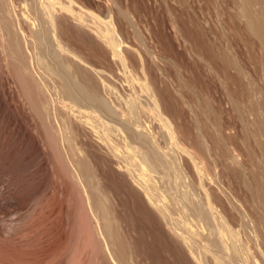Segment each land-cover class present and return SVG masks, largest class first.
<instances>
[{
	"label": "bare ground",
	"instance_id": "1",
	"mask_svg": "<svg viewBox=\"0 0 264 264\" xmlns=\"http://www.w3.org/2000/svg\"><path fill=\"white\" fill-rule=\"evenodd\" d=\"M63 1L64 0H0V177H4V184L0 187V204L2 203L1 201H8L9 203L6 202L8 205L15 201L18 203L19 201L22 202V193L27 196L30 201L29 203H31L27 213L19 219L7 223L6 219V221H3V217V223H0V264H79L81 256L88 250L90 251L87 252L88 256L89 253H92L91 255H93L91 256V259H88L92 261L95 257L100 260L98 264H136L135 261L137 259L135 260V258L136 255L139 254L136 252L139 251L137 244L144 238L143 235L146 231L151 232V238H154L153 240L167 241V237L164 234L165 232L160 226L163 224L159 221L160 218L170 228L169 230H172L171 232L174 233L173 236L177 237L175 238L177 239L176 241L180 243L182 240L185 245L188 246V251L190 250V253L194 256H192L193 259L195 258V260H197L196 262H199L200 264L207 263L208 260L205 262V253L210 252L216 259L215 261L217 264H239V262L241 264L243 261V264H264V141L258 142L263 158H252L251 165L255 168L246 171L239 166L240 153L236 151L235 147H233L230 133L228 134L230 136H227L225 135L226 133H224L223 122H221L222 117L220 116V119L218 115V118L215 117L213 118L214 120L210 119V122L213 121L211 124L213 127L210 130L207 127V124L211 127L209 119H207V123L205 120H201L202 115L206 116L203 113L207 112H200L204 108L216 111L220 109L222 105H228L235 110V113L240 112L244 107L248 108L252 114L257 115L255 113L260 112V110L264 108V0H203V3L201 2V8L199 7L200 14L195 15L196 13L194 11V16H189V20L187 19L189 18L187 17L188 13L185 11L188 7L186 6V8L182 6V8L184 7V10L181 8V12L179 11L181 14L179 13L180 16L178 15L179 27H177L178 35L184 42H186L185 45L188 43L190 44V53H192L190 67L186 66V70L189 73L187 75L188 78H184L187 71L184 73L180 70L183 65L181 59L180 64H176L173 71L167 69V71H171V73L173 72L172 75L168 74V72L165 73L162 70V77L165 76V79L162 80L163 78H159V81L162 83L159 84H161V87L163 85V87L160 89L159 86L157 89V86H154L155 84L151 85L152 79L150 80L148 74L145 72V66L143 67L145 64L142 63H145V59L143 62L141 61V63L137 62L139 64L137 66H140L144 75L145 89H147L149 93L145 100H142L143 97L141 99L139 95H135L137 91H135V96L129 94V102L126 100L127 109H121L120 113L116 108L119 109L121 105L117 107L115 100L107 97L109 94L104 97L105 94L102 95V92L99 91V88L102 87L101 84L99 87V83L101 82L99 80V82L97 81V74L95 76L98 69L92 73V70L89 69L90 72L87 69L88 66L87 68L86 66L84 68L81 65L84 69L80 66L76 68L75 66H78V63H75L76 65L73 64V69L76 68L75 70L68 69L70 64L74 63L72 60L68 59L69 57H78L77 59L79 61L81 59L82 61V56L79 57L74 53L76 47L74 50L71 48L73 46L70 47V45H68L69 43H66L64 35L68 28L66 30V27L64 28L56 18L55 12H60V14L61 12L74 14L71 12L74 9H69L71 7L67 6L70 4L68 2H71V0H67L68 4ZM53 2L58 3L57 5H60V7ZM54 4L59 8V11H56ZM66 9L70 11L68 12ZM74 12L81 13L84 11L82 10L80 12L78 10ZM85 13L86 11L84 12L86 17ZM77 14L75 13L74 17L81 19L82 16L78 17V15L76 17ZM60 17L65 19L63 14L62 16L60 15ZM189 21L191 25H189ZM79 27L80 26L77 28ZM71 30L73 29L71 28ZM101 31L103 33L105 32L104 30ZM98 33L100 35V32ZM112 33L115 35V32ZM104 35L106 36L107 33L105 32ZM69 37H71V34H69L68 39ZM180 37L178 39H180ZM72 38L71 41L75 43L77 38ZM110 38H112L111 35ZM78 41L79 40L76 42ZM179 41L182 42L181 39ZM181 45L182 43L180 46ZM66 46H69L73 51ZM183 46L184 44L182 47ZM65 53H68L69 55H67L69 57H67ZM115 55L117 56V53H113V57ZM124 55H119L123 66L124 68L126 67L130 73H133V75H130V79L128 78V82H137L138 77L136 73L133 72L135 70L131 69L134 68L136 64L133 65V67L131 65L133 61L131 62L129 59L130 56H128V58ZM182 55L183 54L179 53L177 57H181ZM187 60L188 58L186 59V62ZM68 62L70 63L68 64ZM86 62L88 63V61ZM68 65L69 67L67 68ZM160 68L158 70H161ZM102 78L104 77L102 76ZM4 79L10 80L15 86L18 97L21 99L22 105H24V115L28 114V117L30 118L28 120L33 122L31 123L34 125L35 131L37 130L41 133L43 138L42 142H44L43 149L47 150V153H51V155L53 154L52 156L55 158L59 166V168L56 169L61 171L60 173H62V176L65 177L69 183V196H67L70 197L69 205L72 208L71 210H73V213H70V218H67L68 222L65 230L63 226L64 214L62 215V219L60 217L58 218V213L59 215L61 214L59 211L61 209L59 207V212L56 213L57 217L55 218V215H53L55 212H52L53 204L52 200L50 201V197L52 196H50V194H53V189H51V187L49 188V185L47 186L44 184V186L48 187H43V193L45 192L43 196L45 197L42 196V199L40 198L41 200L36 201L37 199L35 197L37 190L34 183V180L36 179V170L33 168L32 156L40 153L38 152L40 148L36 144L37 142H35V133L33 134V132H31L33 126L31 127L29 125L30 130L28 128L29 126L24 123V120L19 117L21 115L14 113V109L12 110L10 107L9 102L6 99L8 93L6 94L3 89L2 82H4ZM168 80L171 84H173L172 82L177 84H175L177 86L175 89L179 92L181 103H191L189 106L192 112L191 115L194 119L195 135L192 137V145H190V148L184 145V140H180L181 138L184 139L187 137V135L181 137L184 132L182 134L180 133L181 135L179 136V131L177 129V132L173 131L170 128L171 126L167 123V119L163 117L159 110L162 107L161 100L163 98L161 97H169L172 95L169 94L170 89H168L167 86ZM122 81H124V79ZM11 82H9V85ZM112 90H114V88ZM129 95L127 98H129ZM167 97L165 98L166 100ZM173 97L174 96H172V100ZM167 102H169V100ZM174 103L176 102L174 101ZM192 106L194 108L196 106V109ZM73 107L76 108L74 110L78 112V114L75 113L77 116H80V120L83 117L85 118L82 123L85 122L87 126L91 124L90 127H93V130L96 128L95 125L90 123L92 122L91 119H93V115L98 116L99 119L101 117L112 121L115 126L114 129L116 128V130L120 129L118 128V125L119 127L123 126V123L128 121L127 124L129 125L124 124L126 126H123V129L124 131L126 130V133L129 135L130 142L127 144L129 146L130 143H132V148L129 147L128 149L130 150L127 151L126 147L128 146H126L125 151L129 152L132 149L133 152L130 153L132 155L129 157L128 155L130 154H127L128 158H123L122 155L120 156L123 158L122 160L117 159L120 164L123 163V165L121 164L120 166H124L127 174H124V172L122 173V171L120 173L119 171L117 172V170H113L110 163V161L113 162L110 158H115V156H117V151L119 150H117V148L115 150L114 146L118 147L119 145L117 146V144H113L114 146L112 147V145L109 144L110 141L108 142L106 140L107 138L102 139L99 137L102 139V142H104V145L109 148V152L111 149L110 153L108 150H103L104 145L102 148L101 143H99L101 146L96 143L98 144V147H96L99 151H96L97 149L95 151H89L91 149L86 148L85 145H88V142L81 139L82 133L80 134L79 132L80 128L72 121V116L69 115L71 111L73 112ZM68 110L70 111L69 113H67ZM25 112L27 114H25ZM208 113L211 114L213 112L210 113L209 111ZM208 113L206 118L209 115ZM243 114L240 112V119L242 122H245L246 117L244 118ZM123 115L126 118L123 117L126 122L121 119ZM148 116L153 117L152 119H158L157 116H159L161 121H165L161 126L163 128L165 127V130L167 131H164L165 140H167L166 137L169 135L168 137L171 141L173 140V143L175 140L178 145L181 146L180 148L184 154L187 155H185L187 157V163L192 165L195 169L194 171L197 172L195 174L198 175L200 179L199 182L201 181V184L204 185L203 188L208 185V187L205 188V198H202L203 196L199 197L200 195L198 196V193L195 191L197 189L195 183H192L195 188H193L194 191L191 193L190 190L193 186L190 182V184L187 182L186 185H190V190L185 188V191H183V188L181 187V198H176L180 195H176L178 193L177 190V193H174L176 197L175 195L172 196L171 194H168L172 197L170 201L168 200L170 203L166 200L167 197L164 193L165 189L161 188V186L164 187V185H157L154 176L157 174L160 175L159 179L163 178V180H169L171 178V172L175 171L177 176H174L178 179L182 173L180 165L181 159L177 154L174 155L164 151L165 148L163 149V145L161 146L159 144L156 139L157 137L155 138V135H153L154 133L150 132V127L146 124V122H148ZM210 117L211 115L208 118ZM105 119H101L102 122H106ZM256 119L260 120L257 117ZM261 119L263 120V118ZM119 121H122V123ZM107 122L109 123V121ZM255 122H259V125H257L259 127L257 128L261 129V121ZM244 127H246V124ZM258 129L256 132H258ZM263 130L262 132H264ZM95 131L98 132L97 129ZM169 138L168 140H170ZM172 142H169V144ZM93 146L92 148H94ZM125 148L123 146V149ZM213 153H215V155H213ZM22 160L25 161V168H23L25 171H23V175H20L19 172L21 169H19L18 165L20 166ZM93 162L102 164L101 167L99 166L101 169L94 166ZM219 168L220 171L224 172L226 175L231 174L232 177L235 178L236 185L235 182L232 184L237 186L235 189L238 188L237 190H240L243 193V200L235 197L234 192L229 190L230 188L223 186L221 182L222 180L218 179L219 174L216 172ZM59 170L57 171L59 172ZM96 170H100V172L98 173ZM21 178L26 181V185L25 182L22 183L24 180H20ZM65 178H63L64 181ZM159 179L158 181H160ZM173 181L171 180V182ZM168 182L170 183V181ZM168 182L166 184L169 185ZM183 184L185 183L180 185ZM23 185H25L24 188L22 187ZM210 186L215 187V189ZM169 188L173 189V187ZM174 188L178 187L176 186ZM211 188L216 191L219 189V191L223 193L222 195H224V200L220 193H217L216 195ZM174 191H176V189ZM193 192H196L197 194ZM141 193H143L146 199L154 206L159 215V219L158 215L156 216V214L152 213L147 207ZM219 194L222 196L221 198L218 196ZM197 196L200 199H197ZM183 199L186 203L183 201L182 205H179L178 203ZM221 199L223 201H221ZM129 202L132 204L133 211L135 212L134 217L132 216L133 214L130 215L131 221H129L130 224H132V228L134 222H131L135 221L134 227H136L137 230L135 231L138 233H136V240H133L134 243H132V239L131 241L127 240L125 238L127 237L126 235L124 237L123 227L126 226L124 225L126 223L122 226V217L124 214L121 215V212H123L124 209L126 211V207H128L126 204H129ZM172 202L175 205H173ZM26 203H28V201ZM2 204L0 207L4 208L3 205L5 203ZM13 204L12 206L15 205ZM177 204L181 206V210L179 209L180 207L177 208ZM55 205H53V207ZM12 206L10 205V207ZM183 208L187 210L189 216L184 215L187 212H183ZM37 209L39 210L38 214H36ZM133 211L131 212L133 213ZM179 211H182L180 214L184 216L185 220L180 216L178 213ZM174 213H176L177 216ZM172 215L176 217L179 215L180 220L177 218L178 222L175 221L177 219L175 217L174 220ZM187 216L193 218L190 219L194 221V226H190L189 223L191 220L188 221L189 219ZM186 217L188 219L187 221ZM181 220L185 221V225L187 224L186 222H189V225L186 226L192 227L193 231L195 230L193 227H196V223H200L201 225H198V227L202 226L203 228L204 226L205 228H208V230H206L209 232V236L205 237L198 234L199 238L197 236V238H195L194 234L196 232L191 230L190 232L193 234H190L189 230L191 228L189 227V229L185 227L183 221L181 222L183 228H180V226H182L181 223H179ZM146 222H149L151 226H153L151 231L148 227L149 223ZM178 223L180 226H178ZM129 225H127V229ZM196 231L198 232V230ZM130 237L132 238V236ZM178 237L181 240H178ZM126 240L132 243H130L131 247L132 245H136L137 247L135 246V249L138 250L134 251L133 248L128 245L129 242L127 243ZM181 243L180 246L177 245V247L184 248V243ZM171 245L172 244H170V246ZM146 246L148 247L149 245L147 244ZM153 248L151 249L153 250ZM168 248L170 249V247ZM164 249L166 250L167 248L164 246ZM181 250L182 248L179 250L180 253L178 252L181 257L180 259L182 261H188L185 256L186 254L181 252ZM140 252L142 251L140 250ZM144 254H146L145 251ZM144 254L142 255L144 256ZM150 254H152V252ZM163 254L165 255V253ZM241 254L245 256V260L243 261L239 260L241 259L239 258V255L242 258L244 257ZM179 255H177V257H179ZM145 256L149 257L147 254ZM160 257H157V259ZM138 259L140 260L139 257ZM85 260L86 262L88 261L87 259ZM148 261L149 260H147V262ZM161 261H163V259ZM210 261L211 260H209V262ZM165 262L168 261H164V263ZM143 263L145 262L143 261ZM158 263H160V260ZM140 264H142V262Z\"/></svg>",
	"mask_w": 264,
	"mask_h": 264
},
{
	"label": "rangeland",
	"instance_id": "2",
	"mask_svg": "<svg viewBox=\"0 0 264 264\" xmlns=\"http://www.w3.org/2000/svg\"><path fill=\"white\" fill-rule=\"evenodd\" d=\"M54 1H56V0H54ZM65 1V3H67V0H64ZM63 1V2H64ZM75 1V2H74ZM185 3H183V2ZM182 2V3H181ZM201 2L203 3V0H71V2L69 1L68 3H70V4H64V5H67V6H69V7H71V8H69V9H74L73 11H71V12H73L74 14L76 13H78V12H74V11H86V17H85V15H84V12H81V13H78L77 15H76V17L78 16V17H81L82 16V20L79 18V19H77V18H75L74 16V14H68V13H62L61 12V14H60V12L58 13V12H55V15H56V18H57V20L63 25V27L67 30V28H68V30H67V32H65V37H64V40L66 41V43H69L68 45H70V47L71 46H73V47H71V48H75L76 49V51L74 52L76 55H78L79 57L80 56H82V61H81V59H80V61L77 59L78 57H74V56H71V57H69L68 55V53H65V55L67 56V57H69L68 59L69 60H72V62H74V63H72V64H70V67H69V65L67 66V68L68 69H73L74 68V66H73V64H75V63H78L79 65L77 66L76 64V68H78L79 66L81 67V65H82V67H84L85 68V66H86V68H87V66H88V70L90 69V70H92V73H94L93 71H96L97 69V73H95V76H96V74H97V76L96 77H98V79H97V81L99 80L101 83H99V87H100V84H101V86L102 87H100L99 89V91H101L102 92V95H104V97L105 96H107L108 94V98H111L112 100H115V103H117V107H119V105H121L120 107H119V109L118 108H116L118 111H119V113H120V110L121 109H127V102H126V100L129 102V99H130V95H132L133 94V96H135V95H139L140 97H141V99H142V97H143V99L142 100H145L146 98H147V96H148V91H147V89H145V86H144V83H145V80H144V75H143V72H142V70H141V68H140V66H137V65H139L138 63H141V61L143 62V60L145 59V63L143 62L142 64H145V65H143V67L145 66V72L148 74V76H149V78H150V80H151V85H154L157 89H158V87L162 84L161 83V81H159L160 79H162V80H164L165 78V76H163L162 77V70L165 72V73H167L168 72V74H173V72L171 73V71H167V69L168 70H172L173 71V69H175V65L176 64H180V60L182 59V61H183V65H182V67L180 68V70H182L184 73H185V71H187L186 70V66H189L190 67V63L192 62V53H190V44L188 43V44H186L185 45V43L186 42H184L183 40H182V38L178 35L179 33H178V22H179V16H180V9L182 8V6H184V7H186L187 9L185 10V11H187L186 13H188V16L187 17H189V16H194L193 14H195V15H199L200 13V8H201ZM53 3H55V2H53ZM76 3V4H75ZM56 5L58 4V3H55ZM55 4H54V7H55V9H56V11H59L58 9V7H60V5L58 6V7H56L55 6ZM182 4V5H181ZM184 4V5H183ZM72 6H75V7H72ZM181 6V7H180ZM184 7L182 8V10H184ZM200 7V8H199ZM67 8V7H66ZM78 9V10H77ZM80 9H82V10H80ZM193 10V11H192ZM66 11H70V10H67L66 9ZM66 11H64V12H66ZM180 11V12H179ZM194 11H195V13H194ZM88 12V13H87ZM190 12V13H189ZM193 12V13H192ZM57 13V14H56ZM180 13V14H179ZM62 14H63V17L65 18V19H63V18H61L60 17V15L62 16ZM84 15V17H83V15ZM190 14V15H189ZM58 15H59V17H58ZM68 15H70V16H68ZM179 15V16H178ZM187 15V14H186ZM66 16V17H65ZM72 16V17H71ZM185 16V15H184ZM67 17H68V19H67ZM186 17V18H187ZM61 18V19H60ZM71 18H72V20H71ZM75 18V19H74ZM84 18V19H83ZM95 18V19H94ZM188 20L190 19V17L189 18H187ZM65 20V21H64ZM75 20H77V21H75ZM87 22H86V21ZM63 21V22H62ZM69 23V24H68ZM95 23V24H94ZM66 24V25H65ZM81 24V25H80ZM90 24V25H89ZM114 24V25H113ZM100 25V26H99ZM189 25H191L190 24V21H189ZM78 26H80L79 28H77ZM178 26V27H177ZM91 27V28H90ZM101 27V28H100ZM71 28L73 29V30H71ZM113 28V29H112ZM65 29H64V31H65ZM97 31H96V30ZM81 30V31H80ZM101 30H104L106 33H107V35L105 36L104 34H105V32L103 33ZM108 30H111V31H108ZM68 31H69V34H71V37H69V39H68V36H69V34H68ZM71 32V33H70ZM98 32H100V35L101 36H104V37H101L100 35H99V33ZM112 32H115V35L112 33ZM82 33V34H81ZM77 34V35H76ZM67 35V36H66ZM73 35V36H72ZM90 35V36H89ZM110 35L112 36V38H110ZM114 35V36H113ZM78 36V37H77ZM180 37V39H181V41L182 42H180L179 40L180 39H178L179 37ZM72 37H76L77 38V40H81L80 42L78 41V42H76L77 40H75V43L74 42H72L71 40L73 39ZM90 37V38H89ZM67 38V39H66ZM72 38V39H71ZM79 38V39H78ZM81 38V39H80ZM102 38H104V39H102ZM82 39H84V40H82ZM88 39V40H87ZM93 39V40H92ZM102 39V40H101ZM73 40V41H74ZM90 40V41H89ZM88 41V42H87ZM179 41V42H178ZM87 42V43H86ZM184 42V43H183ZM73 43V44H72ZM93 43V44H92ZM182 43V45L184 44V46L182 47V45L180 46V44ZM76 44V45H75ZM90 44V45H89ZM179 45V46H178ZM166 48H169V49H166ZM66 47H69V46H66ZM70 47L68 48V49H70ZM87 47V48H86ZM188 47V48H187ZM95 48V49H94ZM164 48H165V50H164ZM181 48H182V50H181ZM184 48V49H183ZM74 49V50H75ZM128 49V50H127ZM70 50H72V49H70ZM95 52H94V51ZM170 50V51H169ZM173 50V51H172ZM178 50V51H177ZM73 51V50H72ZM103 51V52H102ZM167 51V52H166ZM183 51H185V52H183ZM149 52V53H148ZM151 52V53H150ZM170 52V53H169ZM181 53V54H183L181 57L180 56H178L177 57V55H179V53ZM82 53V54H81ZM113 53H117V56L115 55L114 57H113ZM68 54V55H67ZM90 54V55H89ZM120 54H125L124 56H126V57H128V56H130V61L132 62L133 61V63H131V62H129V63H131V65L133 66V65H135V67L134 68H131V69H133V70H135V71H133V72H135L136 73V75H137V77H138V81L136 82H128V80L130 79L129 77H130V75L132 74L133 75V73H130V71L125 67L124 68V66H123V63H122V61H121V59H120V57H119V55ZM187 56H186V55ZM190 54H191V56H190ZM71 55V54H70ZM95 55V56H94ZM105 55V56H104ZM86 56V57H85ZM142 56V57H141ZM185 56V57H184ZM66 57V58H67ZM96 57V58H95ZM98 57V58H97ZM118 57V58H117ZM141 57V58H140ZM154 57V58H153ZM188 58V60H187V62H186V59H184V58ZM71 58V59H70ZM115 58V59H114ZM128 58H126L127 60H129ZM178 60H177V59ZM68 59H67V61H68ZM140 59V60H139ZM88 61V63L85 61ZM107 61V62H106ZM119 61V62H118ZM135 62V63H134ZM138 62V63H137ZM148 62V63H147ZM176 62V63H175ZM70 62H68V64H69ZM160 63V64H159ZM67 64V63H66ZM147 65V66H146ZM173 65V66H172ZM81 67V68H82ZM90 67V68H89ZM116 67V68H115ZM161 67V68H160ZM185 67V68H184ZM75 68V69H76ZM84 68H82V69H84ZM112 68V69H111ZM161 69V70H158V69ZM185 69V70H183V69ZM75 69H73V70H75ZM101 69V70H100ZM111 69V70H110ZM123 69V70H122ZM144 69V68H143ZM188 69H190V68H188ZM89 70V71H90ZM115 70V71H114ZM69 71H71V70H69ZM104 73H103V72ZM113 71V72H112ZM128 73H127V72ZM181 71V73L183 74V72ZM91 72V71H90ZM100 72V73H99ZM121 72V73H120ZM170 72V73H169ZM114 73H116V74H114ZM109 74V75H108ZM111 74V75H110ZM129 74V75H128ZM159 74V75H158ZM186 75L184 76V74H183V76H184V78L185 77H187L188 78V71H187V73H185ZM106 75H107V77H106ZM113 75V76H112ZM157 75V76H156ZM102 76L104 77V78H102ZM117 76V77H116ZM154 77V78H153ZM157 77V78H156ZM101 78H102V80H101ZM106 78V79H105ZM111 78V79H110ZM113 78V79H112ZM117 78V79H116ZM129 78V79H128ZM160 78V79H159ZM187 78H185V79H187ZM104 79V80H103ZM119 79V80H118ZM124 79V81L126 82H124V81H122ZM157 79V80H156ZM167 79V78H166ZM106 80V81H105ZM117 80V81H116ZM120 80H121V82H120ZM4 82H2L3 83V89H4V91L6 92V94L8 93V95H6V99L8 100V102H9V104H10V107L12 108V110H13V112L14 113H17V115H21V116H19L20 118H22L23 120H24V123L26 124V125H30L31 127H32V130L30 129V126L28 127L30 130H31V132H33V134L35 135L34 136V139H36L35 140V142H37L36 144L39 146V151L38 152H40V153H38L37 155L36 154H34L33 156H32V164H33V168H35V170H36V179L34 180V183H35V187H36V190H37V192H36V201H38V200H41L42 198V196L44 195V193H43V191H44V188L43 187H45V188H48L47 186L49 185V188L51 187V189H53V194H50V201L52 200V204L53 205H55V203H56V207L54 206L53 207V205H52V212H55V214L53 213V215H55L54 217L56 218L57 216V212H59L60 211V215H59V213H58V218L60 217L61 219L63 218V226H64V230L66 229V226H67V222H68V219L67 218H70L69 216H71V214L73 213L72 211L73 210H71L72 208L70 207V205H69V203H70V197H68L69 195H68V188H69V183H68V181H67V179L65 178V177H63L62 176V173H60L61 171L59 170V169H56V168H59V166H58V164H57V162H56V160H55V158H53V154L51 155V153H47L48 151L47 150H45V149H43V144H44V142H42L43 141V138H42V135H41V133H39L37 130L35 131V129H34V125H32V121L30 120H28V119H30L29 117H28V114L25 112V114H27V115H24V108H23V106L24 105H22V101H21V99H19V97H18V93H17V91H16V88H15V86L13 85V83L10 81V80H3ZM98 81V82H99ZM153 81V82H152ZM9 82H11L10 83V85H9ZM103 82V83H102ZM107 82V83H106ZM156 82V83H155ZM165 82H167V81H165ZM109 83V84H108ZM159 83H161V84H159ZM174 85L176 84V83H174V82H172ZM5 84V85H4ZM106 84V85H105ZM129 84V85H128ZM173 84H171V83H169V80H168V89H170L169 90V94L171 95V96H169V97H167V100L165 99L166 97L165 96H163V97H161V98H163L162 100H161V102H162V104H161V102H160V104L162 105V107H161V109H159L160 111H161V113H162V115H163V117H165L166 119H167V123L171 126L170 128L173 130V131H175V132H177V130L179 131V133H178V135L180 136L183 132H184V134H182V136L181 137H185L186 135H187V137H185L186 138V141H185V138L183 139V138H181V137H179V138H181L180 140H184L183 141V143H184V145L185 146H187V147H189L190 148V145H192L191 144V142H192V137H193V135H195V129H194V119H193V117H192V112H191V110H190V106H189V104L191 105V103H187L188 104V106H187V104L186 103H184V102H182L181 103V98H180V96H179V92H177V90L175 89V87H177L176 85L174 86ZM7 85V86H6ZM9 85V86H8ZM113 85V86H112ZM173 85V86H172ZM104 86V87H103ZM112 86V87H111ZM130 86V87H129ZM5 87V88H4ZM9 87V88H8ZM131 87H132V89H131ZM162 87H163V85H162ZM161 86H160V89L162 88ZM12 88V89H11ZM101 88H102V90H101ZM114 88V90H112ZM130 88V89H129ZM11 89V90H10ZM8 90V91H7ZM14 90V91H13ZM130 90V91H129ZM133 90V91H132ZM176 90V91H175ZM104 91V92H103ZM108 91H110V92H108ZM113 93H112V92ZM135 91H137L136 92V94H135ZM145 94H143V93ZM13 93V94H12ZM111 93V94H110ZM139 93V94H138ZM130 94V95H129ZM135 94V95H134ZM168 94V95H169ZM17 95V96H16ZM115 95V96H114ZM128 95H129V98H127L128 97ZM110 96H112V97H110ZM126 96V97H125ZM172 96H174L173 97V100H172ZM179 96V97H178ZM17 97V98H16ZM116 97V98H115ZM118 97V98H117ZM165 97V98H164ZM176 98V99H175ZM14 99V100H13ZM18 101H17V100ZM110 99V100H111ZM180 99V100H179ZM13 100V101H12ZM111 100V101H112ZM169 100V102H167ZM172 100V101H171ZM174 101L176 102V103H174ZM15 102V103H14ZM17 102V103H16ZM21 102V103H20ZM20 105H19V104ZM17 104V105H16ZM164 104V105H163ZM160 105V106H161ZM171 105H172V107H171ZM167 106V107H166ZM123 107V108H122ZM164 107V108H163ZM176 107V108H175ZM193 107V106H192ZM194 108V107H193ZM74 109H76L75 107H73V112L71 111H69L68 110V112L67 113H69V115H71L70 117L73 119H71L73 122H75V124H77L78 126H79V128L81 129H79V132H80V134H81V139H83V141H85V142H88L87 144L88 145H85L86 146V148H88V149H91V150H89V151H95L96 149H97V145L99 144V143H101V145H102V148H103V145H104V142H102V139L104 138H107L106 140L109 142V144H111L112 145V147L114 146V145H116L117 144V146L119 147H116V146H114V149L116 150V148H117V150L119 149L120 150V152H119V150L117 151V156H115V158L114 157H111L110 159L111 160H113V162H111L110 161V163H111V165H112V169L113 170H117V172L119 171L120 173H121V171H122V173L124 172V174H127V172L125 171V168H124V166L122 167V166H120L121 164L123 165V163H119V161L118 160H122L123 158H126L127 157V154H130L131 152H133L132 151V149H131V151H129V152H126L125 150H126V148H127V151L128 150H130V149H128L129 147H131L132 148V143H130V145L128 146V144H129V142H130V138H129V135H128V133H126V130L124 131V129H123V126H126V125H129V124H127L128 123V121L126 122V118L124 117V115L121 117V119H122V121L124 120L126 123H123V126H120L119 127V125H118V128H120L119 130L117 129L116 130V128L114 129V124L112 123V121H110V120H106L105 118H101L100 117V119H99V117L98 116H92V118L93 119H91V121L92 122H90V123H92L93 125H95V127L96 128H94V130H93V127L91 128L90 126H91V124H89L88 126H87V124L84 122V123H82L83 121H84V117L80 120V116L78 115L77 116V114H78V112L76 111V110H74ZM173 109V110H172ZM194 109H196V106H195V108ZM205 109V108H204ZM202 109L200 112L202 113L203 111H206L207 113L210 111V113L211 112H213V113H211V114H209L208 115V117L211 115V117L210 118H206V116H207V113H203L204 115H206V116H201V120H205V122L207 123L208 122V120L207 119H209V123H210V125L213 123V121H211L210 122V119L211 120H214L213 118H215V117H217L218 115H219V117L221 116L222 117V119H221V117H220V119L222 120H220L221 122H223L222 124H223V127H224V130H225V132H224V130H223V132L224 133H226L225 135H227V136H230V139H231V141L233 142V147H235L236 148V151L237 152H239L240 153V158H239V166L242 168V169H245L246 171H249V170H251V168H255V167H253L252 165H251V163H252V158H255V157H257V158H263L262 157V154H261V149H260V147H259V145H258V142L260 141H264V132H262V130H263V128L264 127H262V126H264V108H262V110H260V112H257V113H255V114H257V115H254V114H252L251 112H250V110L248 109V108H244L243 107V109H241L240 110V112H242V114L244 113V114H246V115H244L243 114V116H244V118H245V122L243 121H241V117H240V112H236L235 113V110L232 108V107H230V106H228V105H222V107L220 108V109H218V110H213V111H211L210 109ZM233 109V110H232ZM245 109V110H244ZM187 110V111H186ZM190 110V111H189ZM198 110H200V109H198ZM262 111V112H261ZM77 114H76V113ZM156 112V111H155ZM20 113V114H19ZM258 113H261V114H258ZM213 115V116H212ZM239 115V116H238ZM239 117V118H237V117ZM258 118V119H260V120H257L256 119V117ZM261 116V117H260ZM78 117V118H77ZM125 119H124V118ZM206 118V119H204V118ZM248 117V118H247ZM77 118V119H76ZM120 118V117H119ZM148 118V122H146V124L148 125V127H150L149 129H150V132L151 133H154L153 135H155V138L157 139V141L159 142V144L163 147V149L165 148V150L164 151H167V153H170V154H177L178 156H180V161H181V163H180V165H181V170H182V173H183V175H182V173H181V176H179L178 177V179L176 178V172L175 171H172L171 172V174H170V176H171V178H173V176L174 175H176V176H174V178L173 179H169V180H163V178H161V179H159L160 177V175H157L156 174V176H154V178H155V180L157 181V185H159V184H163L164 185V187H162L161 186V188L162 189H165V191H164V193H165V196L168 198H166V200L168 201H170L171 200V198L172 197H170V195H168V194H171L172 196H174L176 193H177V190H178V193L176 194V195H178V194H180L182 191H180L182 188H183V191H185L184 189L186 188V189H189L190 190V185H186L187 184V182L189 183H195V187L197 188L195 191L198 193V196L199 197H201V196H203L202 198H205V188L206 187H208V185L207 186H205L204 188H203V186L204 185H202L201 184V181L199 182V177H198V175L197 174H195V173H197L196 171H194L195 169L193 168V166L192 165H189V163H187L188 161H187V155L186 154H184V152L182 151V149L180 148L181 146H179L178 145V143L174 140V143L171 141V139L168 137L169 135L168 134H166V135H168L167 137H166V139L167 140H165V132H167L165 129V127L163 128V127H161L162 125H163V123H165V121H161V118L159 117V116H157V118L159 119H152L153 117H150V116H148L147 117ZM146 118V119H147ZM181 118V119H180ZM218 118V117H217ZM255 118V119H254ZM261 118H263V120L261 119ZM75 119V120H74ZM103 119H105L106 120V122L107 121H109V123L107 122H105V121H103L102 122V120ZM121 119H119V120H121ZM239 119V120H238ZM160 121V122H158V121ZM207 120V121H206ZM81 121V122H80ZM122 121H119L120 123H122ZM151 121V122H150ZM255 121H261L260 122V124L262 125H260V127H261V129L259 128H257V127H259V126H257V125H259V122H255ZM262 121H263V123H262ZM28 122H30V123H28ZM32 122V123H31ZM105 122V123H104ZM158 122V123H157ZM97 123V124H96ZM144 123V122H143ZM174 123V124H173ZM244 123V124H243ZM82 124V125H81ZM102 126H101V125ZM124 124H126V125H124ZM152 126H151V125ZM246 124V127H244V125ZM109 125V126H108ZM113 127H112V126ZM144 125H145V123H144ZM98 126V127H97ZM110 128V129H108V128ZM160 127V128H159ZM176 127V128H175ZM188 127V128H187ZM207 127L211 130V128L213 127L212 125H211V127H209V124H207ZM111 128H113V129H111ZM258 129V132H256L257 131V129ZM97 129V131L98 132H96L95 130ZM99 129V130H98ZM177 129V130H176ZM228 129V130H227ZM34 130V131H33ZM112 130V131H111ZM163 130V131H162ZM118 131H120V132H118ZM158 131V132H157ZM165 131V132H164ZM186 131V132H185ZM260 131V132H259ZM264 131V130H263ZM99 132H101V133H99ZM161 132H163V133H161ZM38 135H37V134ZM86 133V134H85ZM98 133V134H97ZM160 133V134H159ZM181 133V134H180ZM186 133V134H185ZM230 133V135H228ZM261 133H263V134H261ZM104 134V135H103ZM116 134V135H115ZM164 135V137H163V135ZM37 135V136H36ZM87 135V136H86ZM98 135H100V136H98ZM103 137H102V136ZM128 135V136H127ZM152 135V134H151ZM185 135V136H184ZM102 138V139H100V138ZM109 137V138H108ZM113 137V138H112ZM153 138H154V136H153ZM154 138V139H155ZM164 138V139H163ZM168 138L170 139V140H168ZM155 139V140H156ZM127 140H128V142H127ZM114 141V142H113ZM165 141V142H164ZM167 141H168V143H167ZM117 142V143H116ZM124 142V143H123ZM169 142H172V143H170L169 144ZM42 143V144H41ZM90 143V144H89ZM96 143H98V144H96ZM120 143V144H119ZM128 143V144H127ZM176 143V144H175ZM114 144V145H113ZM90 145V146H89ZM94 147V148H92V146ZM100 145V144H99ZM100 145V146H101ZM168 145V146H167ZM97 146V147H96ZM123 146H124V148L126 147V146H128V147H126L125 149H123ZM121 147V148H120ZM167 147H169V148H167ZM232 147V146H231ZM94 149V150H93ZM109 148H107L106 147V145H104V148H103V150H105V151H107ZM123 149V150H122ZM167 149V150H166ZM41 150V151H40ZM96 151H99L98 149L96 150ZM170 151V152H169ZM174 151V152H173ZM235 151V152H236ZM46 152V153H45ZM108 152H109V150H108ZM110 152H111V149H110ZM109 152V153H110ZM116 152V151H115ZM124 152V153H123ZM43 153V154H42ZM119 153V154H118ZM121 153V154H120ZM184 155H183V154ZM46 154V155H45ZM48 154H50V155H48ZM119 155V156H118ZM123 155V158L122 157H120V156H122ZM124 155H126V156H124ZM132 154H130V155H128V157L129 156H131ZM176 155V156H177ZM186 155V156H185ZM213 155H215V153H213ZM127 157V158H128ZM181 157H183V158H181ZM118 159V160H117ZM185 159H186V161H185ZM56 162V163H55ZM121 162H123V161H121ZM21 163V164H20ZM19 164H20V166L18 165V167H19V169H21L20 170V175H23L24 174V172L23 171H25L23 168H25V161L24 160H22L21 162H20ZM98 162H93V164H94V166H96L98 169H101L100 167H101V165L102 164H97ZM113 163V164H112ZM184 163V164H183ZM35 164V165H34ZM55 164V165H54ZM96 164V165H95ZM119 164V165H118ZM191 164V163H190ZM98 165V166H97ZM110 165V166H111ZM35 166V167H34ZM100 166V167H99ZM95 167V168H96ZM55 168V169H54ZM96 168V169H97ZM120 168V169H119ZM57 170H59V172L57 171ZM186 173H185V172ZM189 171H192V172H189ZM22 172V173H21ZM96 172H100V170L99 171H97L96 170ZM216 172H218V174H219V176L218 175H216V176H218L217 178L218 179H220V180H222L221 182H222V184H223V186H225V187H228V188H230L229 190H231L232 192H234V196L235 197H238L239 199H244V197H243V193L240 191V190H237L238 188H236L235 189V187H237V186H234L232 183H234L235 182V185H236V181H235V178L234 177H232V175L230 174V175H226L224 172H222V171H220V168L218 169V170H216ZM56 173V174H55ZM58 173H60L61 174V177H60V174H58ZM172 173H173V175H172ZM175 173V174H174ZM179 173V174H180ZM185 173V174H184ZM195 174V175H193V174ZM222 173H224V174H222ZM193 175V176H192ZM192 176V177H191ZM215 176V177H216ZM222 176V177H221ZM228 176V177H227ZM230 176H231V178H230ZM187 177V178H186ZM196 177H198V178H196ZM221 177V178H220ZM63 178H65V181H64V179ZM169 178V177H168ZM186 178V179H185ZM195 178V179H194ZM216 178V179H217ZM2 179V180H1ZM4 177H0V187L2 186V184H4ZM129 179V178H128ZM158 179L160 180V181H158ZM193 179V180H192ZM217 179V180H218ZM232 179H234V180H232ZM20 180H24V179H20ZM154 180V181H155ZM171 180L173 181V180H175V181H173V182H171ZM183 180V181H182ZM189 180H191V181H189ZM195 180H197V181H195ZM220 180H219V182H220ZM67 181V182H66ZM165 181H170V183H169V185L168 184H166L167 182H165ZM193 181V182H192ZM229 181V182H228ZM2 182V183H1ZM25 182V185H26V181L24 180V181H22V183H24ZM160 182H162V183H160ZM163 182H165V183H163ZM231 182V183H230ZM22 183H21V185H22ZM46 183H48V184H46ZM171 183H176L175 184V186H174V184H171ZM182 183H185V184H183V185H180V184H182ZM189 183V184H190ZM44 184L45 185H47V186H44ZM25 185H23L22 187L24 188L25 187ZM66 185H67V187H66ZM172 185V186H171ZM180 186V189H179V186ZM166 186H167V188H166ZM178 187V188H174V187ZM192 186H193V184H192ZM231 186V187H230ZM42 187V188H41ZM169 187H173V189H170ZM182 187V188H181ZM188 187V188H187ZM194 186L193 187H191L192 189L190 190V192L192 193V191H194V189L193 188H195ZM210 187H212V186H210ZM67 188V189H66ZM213 189H215V187H212ZM211 188V189H212ZM228 188H226V189H228ZM42 189V190H41ZM176 189V191H174ZM212 189V191H214V193L217 195V193H220L221 195L223 194L221 191H219V189H218V191H216V190H213ZM217 189V188H216ZM47 190V189H46ZM58 190V191H57ZM169 190V191H168ZM171 190H172V192H171ZM49 191V190H48ZM168 191V192H167ZM202 191V192H201ZM39 192V193H38ZM51 192V193H52ZM63 192V193H62ZM196 192H193V193H196ZM41 193H42V195H41ZM56 193V194H55ZM60 193H61V196H60ZM167 193V194H166ZM175 193V194H174ZM196 193V194H197ZM66 194V195H65ZM142 194V196L144 197V200H145V202H146V204H147V207L150 209V211L152 212V213H154V214H156V216L158 215V213H157V211H156V209L154 208V206L146 199V197L143 195V193H141ZM182 194V193H181ZM181 194L179 195V197H176V195H175V197L176 198H181L180 196H181ZM202 194V195H201ZM218 195L220 198L223 196V200H224V195ZM64 195V196H63ZM68 195V196H67ZM232 195H233V193H232ZM54 196V197H53ZM197 196V197H198ZM23 197V198H22ZM22 199H23V201H22V199L20 198V200L22 201V202H20L19 200H17V201H19V203L18 202H10L11 204V206H12V204L14 205V206H12V207H10V205H8V201H1L2 203V205H3V207L4 208H1L0 207V218H1V222L0 223H3V221H6L7 223H10V222H12V221H14V220H16V219H19L20 217H22V216H24L26 213H27V211H28V208H29V206H30V204L31 203H29L30 201H29V199L27 198V196L24 194V193H22ZM25 197V198H24ZM43 197H45V196H43ZM55 197H56V199H55ZM197 198V199H200V198ZM218 197V198H219ZM243 197V198H242ZM41 198V199H40ZM62 198V199H61ZM64 198V199H63ZM170 198V199H169ZM219 198V199H220ZM196 199V200H197ZM25 200V201H24ZM60 200V201H59ZM67 200H69V201H67ZM222 199H221V201H223ZM28 201V203H26ZM167 201H165V202H167ZM168 201V202H169ZM173 201V200H172ZM184 201V199L183 200H181L178 204L180 205H182V202ZM6 202H8V203H6ZM25 202V203H24ZM54 202V203H53ZM59 202V203H58ZM63 202H65V203H63ZM185 202V201H184ZM23 203V204H22ZM170 203V202H169ZM169 203H167V204H169ZM173 203V202H172ZM186 203V202H185ZM184 203V204H185ZM1 204H0V206H1ZM62 204V205H61ZM177 204V208L178 207H180L179 209L181 210V206H179ZM128 205V207H126V211H125V209H124V213L123 212H121L122 214L121 215H123L124 214V216L122 217V220H123V222H122V226H124V225H126V226H124L123 227V232H124V237H125V235L128 237H125L127 240H130L131 241V239H132V243H134V241L136 240L135 238H137V231H135V230H137L136 229V227H134L135 225H134V223H135V221H132L131 223H133V228L131 227L132 226V224H130V215H132L133 217L135 216V212L133 211V208H132V204L129 202V204L127 203L126 204V206ZM173 205H175L174 203H173ZM7 206V207H6ZM58 207L61 209V210H59L58 209ZM62 207V208H61ZM65 207V208H64ZM10 208V209H9ZM176 208V209H177ZM56 209V210H55ZM69 209V210H68ZM131 209V210H130ZM184 210H182L183 212L184 211H186L187 212V210H185V208H183ZM55 210V211H54ZM59 210V211H58ZM178 210V209H177ZM177 210H175V211H177ZM11 211V212H10ZM38 209L36 210V214H38ZM129 211H130V213H129ZM131 211H133V213L131 212ZM182 211H179L178 213L180 214V212H182ZM63 212V213H62ZM71 213V214H70ZM126 213H127V215H126ZM177 213V212H176ZM176 213H174L176 216H177V214ZM64 214V215H63ZM184 214V213H183ZM223 214V213H222ZM19 215V216H18ZM62 215H63V217H62ZM67 215H68V217H67ZM185 216L186 215H188V212L186 213V214H184ZM224 215V214H223ZM14 216V217H13ZM176 216H174V215H172V217H174V220H175V217ZM180 216L181 217H183V219L185 220V218H184V216H182V214H180ZM180 216L178 215V217H176V219L177 218H179V220H180ZM189 216V215H188ZM187 216V217H188ZM3 217H4V220H3ZM129 219H128V218ZM187 217H186V221L188 220V221H190L191 219L190 218H192V217H188V219H187ZM224 217V216H223ZM15 218V219H14ZM219 218V217H218ZM6 219V220H5ZM158 219H159V215H158ZM193 219V218H192ZM3 220V221H2ZM130 220V221H129ZM221 220V219H220ZM126 221H128V222H126ZM160 222H162L163 224H161L160 226L162 227V230L165 232L164 234H165V236L167 237V241H157V240H153L154 238H151L152 237V235H151V232H149V231H146V233L143 235L144 236V238L140 241V243H138L137 245H138V247L137 248H139V251H136V250H138V249H135V246L134 245H132V247L130 246L132 243L130 242V241H127L126 240V242L128 243L129 242V246L131 247V248H133V250L134 251H136V252H138L139 254L138 255H136V258H135V262H136V264H137V262H138V264H140L141 262H142V264H157L158 262H159V260H160V263H158V264H200L199 262H196L197 260H195V258L193 259V255L190 253V250L188 251V246L187 245H185V243L178 237V240H181L180 241V243L182 242V243H184L183 245H185L184 246V248L183 247H181L182 248V250H181V252H183L184 254H186L185 256L187 257V259H188V261L187 260H185V261H182L180 258V255H179V250L181 249L180 247H177V245H179L180 246V243H178V241H176L177 239H175V238H177V237H174L173 235H174V233L173 232H171L169 229V227L161 220V218H160V220H159ZM175 221H177L178 222V219L177 220H175ZM174 221V222H175ZM183 220H181L179 223H181ZM193 220H191L190 221V223L189 222H186L187 224L186 225H189L190 224V226L192 225V226H194V221L192 222ZM64 222H65V224H64ZM177 222H175V223H177ZM184 222L185 221H183V225H185L184 224ZM196 222V221H195ZM124 223H126V224H124ZM146 223H149V222H146ZM179 223H178V226H180L179 225ZM189 223V224H188ZM193 223V224H192ZM124 224V225H123ZM130 224V225H129ZM150 224V223H149ZM148 224V227H149V229H150V231L152 230V228H153V226H151V224L149 225ZM127 225H129L128 226V229H127ZM181 225H182V223H181ZM183 225L182 226H180V228L182 227L183 228ZM185 225V227H187ZM198 225H201L200 223L199 224H197L196 223V227H193L195 230L193 231L192 230V227H190V226H188L187 228H189L190 230H189V232L192 230L193 232H196L195 234H194V237L195 238H199V236H198V234H200L201 236H205V237H207V236H209L208 234H209V232L207 231L208 230V228H205L204 226H203V228H202V226H199L198 227ZM203 225V224H202ZM151 226V227H150ZM166 226V227H165ZM168 227V228H167ZM125 228V229H124ZM165 228V229H164ZM197 228V229H196ZM202 228V229H201ZM129 229H130V231H129ZM132 229H134V230H132ZM186 229V228H185ZM204 229V230H203ZM207 229V230H206ZM129 232H128V231ZM184 230V229H183ZM196 230H198V232L196 231ZM186 231V230H185ZM126 232V233H125ZM131 232V233H130ZM147 232H149V233H147ZM207 232V233H206ZM137 233V234H136ZM169 233H170V235H171V237H170V235H169ZM129 234H131V235H129ZM136 236H135V235ZM190 234H193V233H191L190 232ZM204 234V235H203ZM206 234V235H205ZM130 236H132V238L130 237ZM133 236H135V237H133ZM150 236V237H149ZM176 236V235H175ZM197 236V237H196ZM169 237V238H168ZM134 238V239H133ZM171 238V239H170ZM145 239H146V241H145ZM170 239V240H169ZM134 240V241H133ZM169 240V241H168ZM154 241V242H153ZM173 241V242H172ZM145 242V243H144ZM148 242V243H147ZM152 242V243H151ZM164 242V243H163ZM131 243V244H130ZM142 243V244H141ZM158 243V244H157ZM159 243H160V245H159ZM163 243V244H162ZM181 243V244H182ZM239 243V242H238ZM141 246H140V245ZM148 244L149 246L147 247L146 245ZM153 246H152V245ZM168 244V245H167ZM170 244H172L171 246H170ZM176 244V245H175ZM202 244H203V242H202ZM142 245H144V246H142ZM151 245V246H150ZM163 245V246H162ZM140 246V247H139ZM156 246V247H155ZM164 246H165V248H167L166 250L168 251H166L165 249H164ZM174 246V247H173ZM182 246V245H181ZM187 246V247H186ZM145 248V250H144V248ZM149 247H151V248H153V250L151 249V248H149ZM168 247H170V249L168 248ZM177 247V248H176ZM185 247H186V250H185ZM146 248H147V250H146ZM149 248V249H148ZM157 248H160V249H157ZM175 250H174V249ZM143 249V250H142ZM156 249V250H155ZM179 249V250H178ZM140 250L143 252H140ZM150 250V251H149ZM165 250V251H164ZM178 250V251H177ZM202 250H203V248H202ZM144 251L146 252V254H147V256H149V257H146L145 255L146 254H144ZM149 253H148V252ZM188 252V253H185V252ZM87 252H90L89 250L87 251ZM86 251H85V254L84 255H82L81 256V258H80V263L79 264H81L82 262V264H98V262H100V260L99 259H96L95 257L92 259V261L90 260L91 259V256H93V255H91L90 253H89V256H88V253H87ZM152 252V254H150ZM154 252V253H153ZM176 254H175V253ZM179 252V253H178ZM163 253H165V255L163 254ZM169 253H170V255H169ZM190 253V254H189ZM87 254V255H86ZM137 254V253H136ZM141 254V255H140ZM142 254H144V256L142 255ZM150 254V255H149ZM156 254V255H155ZM175 254V255H174ZM189 254V255H188ZM208 254V255H207ZM240 254V253H239ZM157 255H159V256H157ZM166 255H167V257H166ZM177 255H179V257H177ZM205 255H206V259H205V262L207 261V263H204V264H217L216 263V259L213 257V255L211 254V252L210 253H205ZM242 255V254H241ZM85 258H84V257ZM140 258V260H142V261H140L139 259H138V257ZM154 256V257H153ZM162 258H161V257ZM174 257V259H173V257ZM193 256V257H192ZM208 256H210V257H208ZM242 256H244V255H242ZM87 257V258H86ZM152 257V258H151ZM157 257H160V258H158L157 259ZM164 257V258H163ZM172 257V258H171ZM191 257V258H190ZM83 258V259H82ZM88 258H90V259H88ZM143 258V259H142ZM145 258H146V260H145ZM149 258V259H148ZM209 258V259H208ZM239 258H241V259H239L240 261L242 260H245L244 258H245V256L242 258V257H240V255H239ZM85 259H87L88 261L86 262V260ZM155 259V260H154ZM163 259V261H161ZM173 259V260H172ZM147 260H149L148 262H147ZM157 260H158V262H157ZM181 260V261H180ZM209 260H211L210 262H209ZM143 261L145 262V263H143ZM151 261V262H150ZM154 261V262H153ZM164 261H168V262H165L164 263ZM175 261V262H174ZM190 261V262H189ZM213 261V262H212ZM86 262V263H85ZM173 262V263H172ZM182 262V263H181ZM244 262V261H243ZM243 262L241 263V264H243ZM100 264V263H99ZM102 264V263H101ZM239 264H240V262H239Z\"/></svg>",
	"mask_w": 264,
	"mask_h": 264
}]
</instances>
